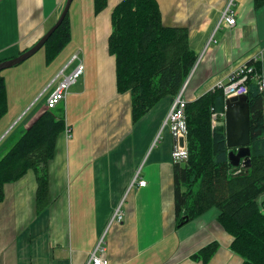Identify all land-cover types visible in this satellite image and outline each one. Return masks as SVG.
<instances>
[{
    "label": "crops",
    "instance_id": "1",
    "mask_svg": "<svg viewBox=\"0 0 264 264\" xmlns=\"http://www.w3.org/2000/svg\"><path fill=\"white\" fill-rule=\"evenodd\" d=\"M66 1L0 0V62L34 47L56 24ZM121 1L108 0L100 14H95L94 0H74L71 5V42L60 54L55 75L62 71L68 75L76 54L83 59L85 71L65 100L71 129L68 159L64 133L56 151L63 159L55 154L48 167L49 206L37 211L32 222L20 206L19 189L31 172L6 187L0 204V264H88L101 243L105 248L101 256L108 264H203L194 254L213 242L220 247L207 264H242L230 248L231 237L217 225L216 209L176 226L175 140L166 124L173 101L163 100L137 124L132 122L131 95L117 93L116 63L108 50L111 16ZM158 2L163 23L187 28L190 46L199 57L183 89L185 100L193 102L227 83L257 56L264 78V7L255 9L252 0ZM228 8L236 18L234 26L222 20ZM3 77L9 116L12 89ZM87 105L89 109L82 113L81 107ZM40 114L38 110L33 119ZM161 132L163 139L154 145ZM3 148L0 159L11 147ZM142 180L144 187L139 185ZM63 186L69 190L68 201L65 194H58ZM34 189L31 186L29 192L30 211L37 196V187L32 195ZM118 209L123 212L122 222L116 217Z\"/></svg>",
    "mask_w": 264,
    "mask_h": 264
},
{
    "label": "trees",
    "instance_id": "2",
    "mask_svg": "<svg viewBox=\"0 0 264 264\" xmlns=\"http://www.w3.org/2000/svg\"><path fill=\"white\" fill-rule=\"evenodd\" d=\"M252 1L255 9L264 7V0ZM107 5L108 0H94L95 14ZM111 22L108 50L116 63L117 93L131 95L132 122L137 124L163 100L177 98L199 57L190 46L187 28L163 23L158 0H122L115 6ZM70 42L68 13L43 47L46 62L55 60ZM249 64L261 71L260 62ZM247 87L251 165L240 173L229 161L231 150L220 116L225 113L227 101L223 89L215 88L187 104L188 159L176 162L173 172L175 222L180 228L216 209L217 225L231 237L230 248L242 264H264V211L258 202L264 194V92L253 80L247 82ZM8 110L6 80L0 73V121ZM214 113L219 115L215 127ZM67 125L66 109L59 105L41 112L13 143L0 159V204L8 185L34 172L37 211L48 208V167ZM219 247V242H213L194 257L207 264Z\"/></svg>",
    "mask_w": 264,
    "mask_h": 264
},
{
    "label": "rangeland",
    "instance_id": "3",
    "mask_svg": "<svg viewBox=\"0 0 264 264\" xmlns=\"http://www.w3.org/2000/svg\"><path fill=\"white\" fill-rule=\"evenodd\" d=\"M66 49L67 48H65V50ZM63 53L65 52L62 51L60 54ZM60 54L55 60H53L50 64H48L46 62V52L44 48H41V50L37 54H35L30 59H28L25 63H22L16 67L2 71V75L8 78L10 83V89H12L11 90L12 108L9 116H7L8 115L7 114L6 115L7 117L3 118L0 121V143L3 141L2 145H0V150L2 147H4L2 151L6 150L7 148H10L12 146L13 141L18 140V138L22 135L25 129H27L25 128V125L26 124L30 125L32 122H34L35 119L33 118H35L34 116L38 110L40 113L45 111L44 109H45L46 99L48 97V94L52 92V89L55 86L50 90L49 93H45V90L46 88L47 89L49 88V85L52 83L51 81H53L54 77L56 76L55 74H57L60 69L59 68L61 64ZM74 91H75V87H72L68 91V94ZM62 106L65 107L66 109V117H67L68 107L65 101L61 104V107ZM81 109H82V113H85L87 112L89 107L87 105V106H83V108L81 107ZM6 129L7 131H5ZM5 138L7 139L4 141ZM161 139H163L162 132L160 133L154 145H156L158 141H161ZM65 140L66 141L64 147V156H66V159H68V152H69L68 142L71 141L70 135L66 137ZM58 153L59 151L56 153L57 154L56 158L63 159V156L62 155L59 156ZM149 156L150 154L147 156V159L149 158ZM31 186L32 188L35 187V189L32 190L33 192L32 195L34 196L37 187L36 175L34 172H31L29 174V176L24 181V185L21 188H19L21 189L20 190L21 198L23 196V200H21L20 206L21 208L22 207L24 208V210L26 211V217L32 222L37 219L36 212L38 210L37 208L38 206H37V197L34 196L33 197L34 202L32 201L34 207L33 211H30L28 208V202H30L29 192ZM61 193L65 194L68 201V194H70L69 190L64 189V186L62 188L60 187L58 194L60 195ZM258 202L261 205L262 210L264 211V194L258 199ZM5 248L6 245H3L1 249L4 250Z\"/></svg>",
    "mask_w": 264,
    "mask_h": 264
},
{
    "label": "built area",
    "instance_id": "4",
    "mask_svg": "<svg viewBox=\"0 0 264 264\" xmlns=\"http://www.w3.org/2000/svg\"><path fill=\"white\" fill-rule=\"evenodd\" d=\"M222 20L229 26H234L236 24V19L233 12L230 9H227L222 17ZM261 57L257 56L252 61L255 63L260 62ZM71 62H76V67L70 74L64 75V71L53 81L56 83L59 77H63L62 80L58 82V85L55 87V91L49 97L46 108L53 109L60 102L65 100L68 90L72 85H74L79 77L84 73V64L81 57L78 55L74 56ZM253 80L256 82L262 92H264V78L262 73L257 69L255 64L250 65L246 63L242 65L238 70L233 73L229 81L226 84L220 83L217 87L222 88L226 98L246 95L248 93L247 82ZM183 91L177 96L174 100L169 115L167 117L166 123L171 127V132L175 139V150L173 153L174 159L176 161H184L188 158L187 150V137H188V127L186 121L185 111L187 110L188 101L183 98ZM224 117V114L220 115ZM219 115L214 113L212 116V125L215 127L216 121ZM67 134H70V129L67 128ZM180 139H183V145L180 143ZM239 170L237 173H240ZM140 186H145V181H140ZM116 217L119 222L123 220V212L118 209L116 212ZM105 252V248L102 246V243L98 246L96 251L92 254L88 264H108V262L101 256Z\"/></svg>",
    "mask_w": 264,
    "mask_h": 264
},
{
    "label": "water",
    "instance_id": "5",
    "mask_svg": "<svg viewBox=\"0 0 264 264\" xmlns=\"http://www.w3.org/2000/svg\"><path fill=\"white\" fill-rule=\"evenodd\" d=\"M74 0H67L63 12L56 24L40 39V41L25 53L18 57L0 63V73L6 69L16 67L25 63L37 54L49 40L52 34L60 27L67 17ZM225 128L227 146L231 150L229 161L233 167L243 166L249 168L251 165L250 144V106L247 95L234 96L226 101L225 105ZM183 143V139H180Z\"/></svg>",
    "mask_w": 264,
    "mask_h": 264
}]
</instances>
